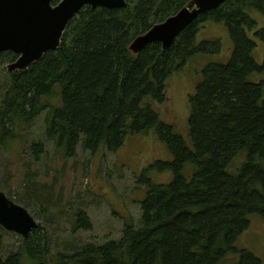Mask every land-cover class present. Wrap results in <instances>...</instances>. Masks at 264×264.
I'll return each instance as SVG.
<instances>
[{
  "label": "trees",
  "instance_id": "1",
  "mask_svg": "<svg viewBox=\"0 0 264 264\" xmlns=\"http://www.w3.org/2000/svg\"><path fill=\"white\" fill-rule=\"evenodd\" d=\"M187 2L125 0L122 9L85 8L67 25L56 51L25 71L7 73L0 149L24 143L44 114L43 137L27 148L35 163L48 144L54 155L73 159L77 147L90 155L101 148L112 153L125 138L151 130L171 160L152 162L137 178L147 192L137 222L125 220L118 238L72 239L51 255L48 234L37 224L0 256V264H262L235 243L251 217L264 218V59L258 64L253 56L257 41L264 42V25L257 28L248 15H264V0H227L195 19L168 50L153 43L131 53L133 39ZM210 22L224 24L232 50L226 63L203 69L188 99L187 143L159 119L153 104L165 102L167 80L191 57L219 53L218 42L196 41ZM16 58L0 53V67ZM154 172L170 173L171 182L152 184L147 175ZM37 174L26 171L25 191L47 203ZM48 208L40 207L43 213ZM86 215L81 208L68 215L73 236L92 229ZM0 233L9 234L1 227Z\"/></svg>",
  "mask_w": 264,
  "mask_h": 264
},
{
  "label": "rangeland",
  "instance_id": "2",
  "mask_svg": "<svg viewBox=\"0 0 264 264\" xmlns=\"http://www.w3.org/2000/svg\"><path fill=\"white\" fill-rule=\"evenodd\" d=\"M248 15L254 21L257 20V28L264 25V15L255 10H250ZM196 38L198 44L204 41L218 42L219 53L191 57L167 80L165 102L153 104L159 119L173 126L174 131L187 143L188 99L194 95L196 85L202 80L203 69L210 63H226L232 50L230 36L224 24L205 23ZM253 56L258 64L262 63L264 42L257 41ZM7 73L6 66H1L0 94L6 85ZM43 117L44 114L34 122L24 143H19L13 149L8 148V151L0 149L1 193L25 208L37 224L45 228L51 255L60 252L58 249L63 243L72 239L73 243L81 244L90 241L102 243L105 239L118 238L125 220L129 218L130 221L137 222L140 214L139 201L143 200L147 192V188L144 191V188L137 185V178L141 177L143 170L152 162L171 160L165 145L156 138L154 130L125 138L123 146L112 153L101 148L95 155H90L77 147L73 159L54 155L52 146L48 144L46 154L35 163L27 148L31 142L42 139ZM26 171L38 172L36 181L46 188L50 201L42 204L34 201L33 194L26 193ZM147 176L154 185L168 184L172 180L170 173L154 172ZM40 207L49 208L43 213ZM78 208L87 214L92 229L80 230L73 236L69 229L68 215ZM18 238L13 233H0V256L13 250L18 244ZM235 246L238 250L249 251L264 264V218L251 217L248 229L238 238Z\"/></svg>",
  "mask_w": 264,
  "mask_h": 264
},
{
  "label": "water",
  "instance_id": "3",
  "mask_svg": "<svg viewBox=\"0 0 264 264\" xmlns=\"http://www.w3.org/2000/svg\"><path fill=\"white\" fill-rule=\"evenodd\" d=\"M0 0V53L11 52L17 59L6 66L8 73L25 71L48 52L56 51L68 23L83 8L120 9L125 0ZM226 0H190L185 8L165 22L152 26L131 42L129 50L138 54L153 43L168 50L178 35L198 15L216 10ZM37 222L25 208L0 191V227L26 239ZM37 264H49L39 262Z\"/></svg>",
  "mask_w": 264,
  "mask_h": 264
},
{
  "label": "flooded vegetation",
  "instance_id": "4",
  "mask_svg": "<svg viewBox=\"0 0 264 264\" xmlns=\"http://www.w3.org/2000/svg\"><path fill=\"white\" fill-rule=\"evenodd\" d=\"M55 1H57V2H56V5H58V4L60 3V1H62V0H55ZM55 1H53V2L51 3V6H53V7L56 6L55 4H53ZM191 1H192V0H191ZM226 1H227V0H226ZM226 1H225V2H226ZM189 2H190V0H188V2L186 3V5L183 6V7H182L180 10H178L176 13H178V12L181 11L183 8H185ZM225 2H224V3H225ZM124 3H125V2H124ZM224 3H223V4H224ZM223 4H222V5H223ZM125 6H126V5H125ZM85 8H90V7H85ZM85 8H83L82 10H84ZM123 8H124V7H123ZM218 8H219V7H218ZM218 8H217V9H218ZM90 9H92V8H90ZM96 9H98V8H96ZM103 9H104V8H103ZM120 9H122V8H120ZM217 9H216V10H217ZM82 10H81V11H82ZM92 10H93V9H92ZM81 11H80V12H81ZM212 11H214V10H212ZM80 12H79V13H80ZM208 12H209V11H208ZM208 12H206V13H208ZM79 13H78V14H79ZM176 13H174L173 15L167 17L163 22H165V21H166L167 19H169L170 17L175 16ZM78 14H77V15H78ZM204 14H205V13L198 15L197 18H198L199 16H201V15H204ZM77 15H76V16H77ZM76 16H75V17H76ZM197 18H196V19H197ZM73 19H74V17H73ZM73 19H72V20H73ZM72 20H71V21H72ZM163 22H160V23H163ZM69 23H70V22H69ZM69 23H68V24H69ZM160 23H156V24H160ZM154 25H155V24H154ZM154 25H153V26H154ZM151 28H152V26H151ZM186 28H187V27H186ZM183 31H184V30H183ZM63 33H64V32H63ZM145 33H146V32H145ZM145 33H144V34H145ZM181 33H182V32H181ZM181 33H180V34H181ZM180 34H179V35H180ZM179 35H178V37H179ZM178 37H176V39H177ZM176 39H175V40H176ZM175 40H174V41H175ZM60 42H61V41H60ZM60 42H59V43H60ZM160 46H161V45H160ZM161 48H162V47H161ZM3 53H4V52H3ZM16 59H17V58H16ZM6 66H7V65H6Z\"/></svg>",
  "mask_w": 264,
  "mask_h": 264
}]
</instances>
